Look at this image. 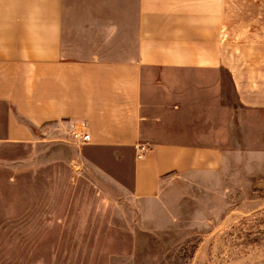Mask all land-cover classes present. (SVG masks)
I'll use <instances>...</instances> for the list:
<instances>
[{
    "label": "crops",
    "instance_id": "obj_1",
    "mask_svg": "<svg viewBox=\"0 0 264 264\" xmlns=\"http://www.w3.org/2000/svg\"><path fill=\"white\" fill-rule=\"evenodd\" d=\"M131 17L134 55L88 47L126 43ZM66 43L89 56L68 57ZM261 110L264 0H0V237L30 238L13 247L33 253L54 235L37 168L19 165L40 141L70 140L73 122L90 134L85 157L127 151L132 194L151 198L169 174L219 168L233 130L258 148ZM59 221L64 236V211Z\"/></svg>",
    "mask_w": 264,
    "mask_h": 264
},
{
    "label": "rangeland",
    "instance_id": "obj_2",
    "mask_svg": "<svg viewBox=\"0 0 264 264\" xmlns=\"http://www.w3.org/2000/svg\"><path fill=\"white\" fill-rule=\"evenodd\" d=\"M129 21L126 43L88 47L109 48L98 57H131L137 39ZM66 47L68 57L89 56L86 46ZM229 51L236 52L235 39ZM260 121L259 129L250 126L258 148L238 145L233 130L219 168L169 174L151 198L132 194L127 151L117 152L115 163L112 151L86 158L70 140L38 142L19 166L37 168V197L51 200L45 207L54 235L38 237L46 246L33 253L13 247L20 238L0 237V264H264L263 110Z\"/></svg>",
    "mask_w": 264,
    "mask_h": 264
},
{
    "label": "built area",
    "instance_id": "obj_3",
    "mask_svg": "<svg viewBox=\"0 0 264 264\" xmlns=\"http://www.w3.org/2000/svg\"><path fill=\"white\" fill-rule=\"evenodd\" d=\"M69 139L75 144H85L90 141V134L83 122L77 121L70 125ZM134 147L137 150L138 158L142 157L149 149V146L143 143H137Z\"/></svg>",
    "mask_w": 264,
    "mask_h": 264
}]
</instances>
